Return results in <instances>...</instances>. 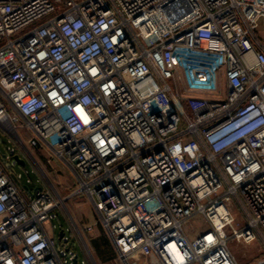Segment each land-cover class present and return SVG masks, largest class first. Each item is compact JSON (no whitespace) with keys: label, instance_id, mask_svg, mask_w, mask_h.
<instances>
[{"label":"built area","instance_id":"1","mask_svg":"<svg viewBox=\"0 0 264 264\" xmlns=\"http://www.w3.org/2000/svg\"><path fill=\"white\" fill-rule=\"evenodd\" d=\"M0 128L75 184L28 198L0 159V264H67L53 212L79 196L119 264H240L230 241H264V0H0Z\"/></svg>","mask_w":264,"mask_h":264},{"label":"rangeland","instance_id":"2","mask_svg":"<svg viewBox=\"0 0 264 264\" xmlns=\"http://www.w3.org/2000/svg\"><path fill=\"white\" fill-rule=\"evenodd\" d=\"M29 138L30 137L27 135L25 140L28 141ZM189 143L190 141L186 140L184 143H178L175 146L182 160L183 167H188L192 155ZM2 156H8V158L3 159ZM15 156H19L20 159L26 163L25 166H22L14 161L11 167L16 174L22 175L20 182L23 186H27L32 190L35 188H43L46 190L47 187H51V183L58 190L62 198H66L74 192V177L64 165L59 161H56L58 164H53V167L47 165V175H44L36 162L28 154L24 153L16 139L5 129L0 128V159L9 170H12L9 161ZM45 157L47 156L40 158L41 162L46 165ZM25 195L31 198L26 192ZM65 205L67 209L62 207L53 212L52 223L56 227V233L59 234L61 229H64L66 232V243H68V247L71 249V255L66 257L68 260L67 264H72L71 260L75 255H78V264H113V261H109L112 259H109L111 254L110 250L112 248L107 235L102 226L97 224V218L87 198L84 196L74 197L68 200ZM237 222L239 225H243L244 223L240 218H238ZM76 223H80L82 226L93 227V230L88 232L79 225V230L83 234L85 241H83L78 234L75 226ZM206 229V222L200 217L194 218L187 225V231L190 235H199ZM95 244L101 245L103 249L100 252L96 251L94 249ZM58 246H60V243ZM58 249L65 258L63 249L60 247ZM88 249L91 252H89ZM230 249L240 264H251L264 256V241L260 235H258V239L250 245L237 241H230ZM106 258L109 259L107 260L108 262L106 260L104 261Z\"/></svg>","mask_w":264,"mask_h":264},{"label":"crops","instance_id":"3","mask_svg":"<svg viewBox=\"0 0 264 264\" xmlns=\"http://www.w3.org/2000/svg\"><path fill=\"white\" fill-rule=\"evenodd\" d=\"M176 144L173 146V152H174V154H175V157L177 158V160H178V162L180 163V164H183L182 163V160H181V158H180V156H179V154L177 153V151H176ZM47 154V155H46ZM36 156H37V160L39 161V163L41 164V167L43 168V171H44V175H47V171H46V166L47 165H49V166H52L53 167V164H58L56 161H58L57 159H53L52 161H51V163H49L48 162V160L50 159V154L47 152V151H42V152H37L36 153ZM43 156H47V157H45V160H46V165H45V163H43V162H41V158L40 157H43ZM53 162V163H52ZM56 172V171H55ZM50 183V182H49ZM50 185H51V183H50ZM74 186H75V184H74ZM52 187V186H51ZM51 187H47V189L46 190H44L43 188V191H45V192H48V193H52V194H56L55 192H54V190H53V188H51ZM30 189V188H29ZM36 189V188H35ZM31 191H33L32 189H30ZM57 190V189H56ZM57 194L59 195V192H58V190H57ZM57 194H56V196H57ZM76 226H77V228L79 229V225H80V223H76L75 224ZM80 227H83L84 229H86L87 228V226H85V225H83L82 226V224L80 225ZM74 233V232H73ZM192 237H196L197 235H191ZM108 238V237H107ZM108 241H109V239H108ZM109 243H110V246H111V250L113 251H111L110 250V257H109V259H111V260H109L108 258H106V259H104V261L106 260H109V261H113V264H119V262H118V260H117V256H116V252H115V249H114V247H113V245L111 244V242L109 241ZM94 249L96 250V251H101L102 249H103V247L101 246V245H96L95 244V246H94ZM89 250V249H88ZM89 252H91L90 250H89ZM91 254V253H90ZM113 255V256H112ZM112 256V257H111ZM108 262V261H107Z\"/></svg>","mask_w":264,"mask_h":264},{"label":"water","instance_id":"4","mask_svg":"<svg viewBox=\"0 0 264 264\" xmlns=\"http://www.w3.org/2000/svg\"><path fill=\"white\" fill-rule=\"evenodd\" d=\"M2 157H3V159H7V156H2ZM13 160L16 161L19 165H22V166H25V164H26L25 161L21 160L19 156H15ZM9 165H11V163H9ZM12 172L15 173L13 169H12ZM24 190L26 191V193L29 196L36 197L37 193L41 192L43 189L42 188H36L33 191H31L29 189V187L24 186ZM65 236H66V233H65L64 229H61L60 230V234H59V238H58V242L60 243V246L63 247V248L66 246V244L64 243ZM66 251L69 253L70 249L66 248ZM72 264H78V255L74 256V258L72 260Z\"/></svg>","mask_w":264,"mask_h":264},{"label":"flooded vegetation","instance_id":"5","mask_svg":"<svg viewBox=\"0 0 264 264\" xmlns=\"http://www.w3.org/2000/svg\"><path fill=\"white\" fill-rule=\"evenodd\" d=\"M59 234H60V233H59ZM59 234H58V233L56 234V236H57V240H58V238H59Z\"/></svg>","mask_w":264,"mask_h":264}]
</instances>
